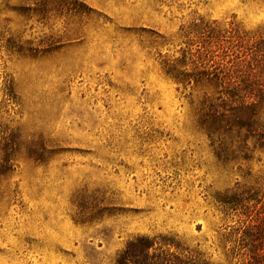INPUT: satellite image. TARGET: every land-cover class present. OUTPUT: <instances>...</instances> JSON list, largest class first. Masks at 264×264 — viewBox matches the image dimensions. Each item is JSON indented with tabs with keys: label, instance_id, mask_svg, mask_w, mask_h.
<instances>
[{
	"label": "rangeland",
	"instance_id": "rangeland-1",
	"mask_svg": "<svg viewBox=\"0 0 264 264\" xmlns=\"http://www.w3.org/2000/svg\"><path fill=\"white\" fill-rule=\"evenodd\" d=\"M205 70L264 79V0H0V264H116L138 237L244 264L214 197L259 187L262 215L264 148L215 157Z\"/></svg>",
	"mask_w": 264,
	"mask_h": 264
},
{
	"label": "trees",
	"instance_id": "trees-1",
	"mask_svg": "<svg viewBox=\"0 0 264 264\" xmlns=\"http://www.w3.org/2000/svg\"><path fill=\"white\" fill-rule=\"evenodd\" d=\"M218 80V91L211 95L203 93L196 111L197 123L211 145H215L214 154L218 160L225 162L238 157L247 160L249 152L264 148V79L255 75H247L244 79H219L218 73L205 70L194 81L216 87ZM3 152L1 172L9 169V155L7 150ZM260 192L259 187L240 185L214 197L224 212L241 209L246 217L239 231L236 230L240 243L244 248L249 247L251 254L244 264H264V213L257 216L255 213L252 217ZM252 201H256L255 204L250 203ZM261 206L264 207V202ZM161 242L175 250L168 249L164 254L149 253L154 240L138 237L128 244L116 264H208L191 254L186 257L177 254L181 248L173 240Z\"/></svg>",
	"mask_w": 264,
	"mask_h": 264
}]
</instances>
